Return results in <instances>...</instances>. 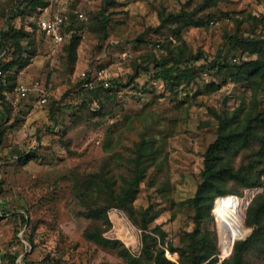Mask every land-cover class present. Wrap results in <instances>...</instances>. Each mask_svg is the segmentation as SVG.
<instances>
[{"label": "rangeland", "instance_id": "374dc122", "mask_svg": "<svg viewBox=\"0 0 264 264\" xmlns=\"http://www.w3.org/2000/svg\"><path fill=\"white\" fill-rule=\"evenodd\" d=\"M0 1L15 5V0ZM63 3L54 2L50 11L67 8L68 13L75 12L81 26L77 34L82 37L76 59L64 49L63 43L40 37L37 54L19 71L18 81L32 84L39 80L40 86L50 90L49 102L41 104L35 90L30 91L27 99L14 92L9 94L13 108L4 120L0 141V202L5 203L0 207L12 211L0 216V262H9L7 253H17L18 261L27 256L38 264H128L116 250L84 236L85 228H105L106 223L79 214L86 205L78 201L73 191L74 184L80 185L100 171L111 169L122 180L120 174H129L130 159L136 155L141 141L152 143L157 160L148 167L141 183L134 201L136 213L149 208L148 216L157 215L150 228L161 225L168 240L181 247L195 226L194 208L182 205L181 201L195 193L205 151L216 138L218 122L212 109L233 111L242 106L248 109L253 106L254 95L248 85L222 74H203L190 84L172 89L152 76L153 63H148L149 71L142 70L148 65L141 61L142 55L161 57L166 53L163 45L173 39V28L161 24L160 9L184 8L198 9L200 17L212 15V20L220 21L213 25L210 20L206 26L183 30V38L194 53L204 51L209 61L220 51L233 62L252 58L255 55L228 47V35L239 27L264 31V24L252 18L264 15V0H64ZM103 8L108 17L105 35L91 29ZM17 21L21 23L19 17ZM4 23L0 18V28ZM206 61L200 59L197 64ZM102 68H106L115 84L114 90L99 99L82 86L81 78L84 71ZM210 81L222 82L221 88L208 90ZM257 98L264 100V93L259 91ZM52 108L58 122L53 120ZM29 148L37 149L36 156L22 160L15 156ZM242 156L241 153L238 159ZM233 189L239 191L237 196L247 198L246 229L236 240L245 239L252 231L246 224L247 209L253 198L264 191V185H234ZM226 195L216 198L214 218L204 222L202 230L209 236L213 230L217 233L218 263L231 257L235 245L228 256L224 254L216 203ZM104 202V198L98 200ZM14 212L25 213L30 222L23 224ZM106 214L110 226L103 234L122 240L132 253L140 254L143 229L122 208L113 207ZM165 255L174 264H180L179 251L166 248ZM247 257L253 264H264V248L251 247Z\"/></svg>", "mask_w": 264, "mask_h": 264}, {"label": "trees", "instance_id": "16d2710c", "mask_svg": "<svg viewBox=\"0 0 264 264\" xmlns=\"http://www.w3.org/2000/svg\"><path fill=\"white\" fill-rule=\"evenodd\" d=\"M54 2L61 3L57 0H15V5L11 6L0 1V18L5 20L4 27L0 28V44L4 48L9 47L2 61L5 77H0V141L3 139L4 120L12 113L9 94L14 92L19 82V71L25 68L37 54V40L40 37L48 39L32 18L36 13L50 9ZM66 9L61 10V13L68 15L67 25L63 29L68 36L63 42V47L72 54L73 59H76L77 50L82 42L77 29L81 26L77 24L75 12L68 13ZM197 10L160 9L161 24L173 28V39H168L163 45L166 53L161 57L146 53L142 55L141 61L147 64L153 63L152 76L165 82L172 89L190 84L203 74L225 75L236 83L248 85L254 95L253 106L248 109L242 106L233 111L212 109L218 122L216 138L205 151L204 167L201 171V179L197 181L195 193L181 201L182 205H188L195 210L194 229L188 233L187 241L181 247L174 246L168 240V233L161 225L150 228L151 222L157 215L148 216L149 208L136 213L134 201L140 191L141 183L147 175L148 167L157 160V151L149 141L139 143L136 155L130 159L129 174L127 176L120 174L122 180L119 181L118 176L110 169L107 172L92 173L82 184H74L75 197L86 205L79 214L91 219H102L106 223L105 228L96 226L85 228L84 236L116 250L128 264H174L166 257V248L179 251L180 264H253L248 259L247 252L254 246L264 248V191L257 194L249 205L246 224L252 228V231L245 239L235 241L231 257L218 263L219 247L216 242V231H211L209 233L211 236L202 232L204 222L214 218L213 206L218 196L238 195L239 191L233 189L234 185L240 187L264 185V110L262 109L264 100L257 98L259 91L264 93V31L257 32L239 27L235 33L228 35V47L231 46L235 52L255 55L254 57L233 62L223 55V51H220L209 61L205 58L204 51L194 53L190 50L183 38L185 28L210 24L213 16L200 17L196 13ZM18 17L21 23H18ZM26 17H29L28 21ZM252 18L257 23L264 24V15L261 17L253 15ZM214 20L219 21V19ZM107 26L108 17L104 15L103 8L98 12L91 29L105 35L108 32ZM174 39H176L175 43ZM200 59L207 61L197 64ZM142 70L149 71L150 65L143 66ZM139 73L140 68L137 65L135 74ZM114 84L115 82L111 87H104L101 84L91 92L102 99L104 95L114 90ZM221 86L220 81H210L207 89L217 90ZM29 95L30 93L23 99H27ZM51 112L53 120L58 122L54 115L55 109L52 108ZM36 150L29 148L18 151L15 156L21 160L32 158L36 156ZM241 153L243 156L238 159ZM103 198L105 202L98 203V200ZM1 204L5 203L0 202ZM110 207L122 208L143 229L140 254L132 253L122 240L103 234V231L110 226L106 214ZM11 211L12 209L0 207V216ZM14 215L19 217L23 224L30 222L23 212H14ZM5 256L9 258L7 264H21L17 253H7ZM23 264L38 263L24 256Z\"/></svg>", "mask_w": 264, "mask_h": 264}, {"label": "built area", "instance_id": "2783aa9c", "mask_svg": "<svg viewBox=\"0 0 264 264\" xmlns=\"http://www.w3.org/2000/svg\"><path fill=\"white\" fill-rule=\"evenodd\" d=\"M60 1L61 4H64V0H57ZM44 14L36 13L32 18L36 23L38 29L52 42L56 44L63 43L66 39L68 34L64 32V28L68 22V15L65 13H61L59 11H50V9H46ZM212 24H218V20H212ZM7 47H2L0 44V77H5V70L2 67V61L4 60L7 51ZM5 79V78H4ZM83 83L82 86L88 90H95L98 87V81L104 87H111L113 84L107 74L106 68H102L98 71H84L82 73ZM31 90H35L39 96V102L41 104L47 103L49 101L50 90L47 86H40V81L36 80L32 82V84H27L25 82H18L15 87L14 93L20 98L26 97ZM23 264V261H19ZM0 264H7V261H1Z\"/></svg>", "mask_w": 264, "mask_h": 264}, {"label": "bare ground", "instance_id": "6f19581e", "mask_svg": "<svg viewBox=\"0 0 264 264\" xmlns=\"http://www.w3.org/2000/svg\"><path fill=\"white\" fill-rule=\"evenodd\" d=\"M246 202L247 198L229 194L220 197L216 203L221 247L227 256L232 251L236 239L245 232L244 208Z\"/></svg>", "mask_w": 264, "mask_h": 264}, {"label": "crops", "instance_id": "0c3cea01", "mask_svg": "<svg viewBox=\"0 0 264 264\" xmlns=\"http://www.w3.org/2000/svg\"><path fill=\"white\" fill-rule=\"evenodd\" d=\"M46 12V11H45Z\"/></svg>", "mask_w": 264, "mask_h": 264}]
</instances>
